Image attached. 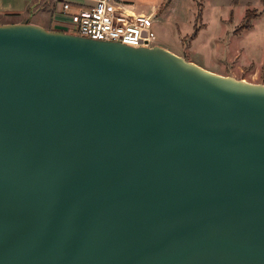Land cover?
Masks as SVG:
<instances>
[{"label": "water", "instance_id": "obj_1", "mask_svg": "<svg viewBox=\"0 0 264 264\" xmlns=\"http://www.w3.org/2000/svg\"><path fill=\"white\" fill-rule=\"evenodd\" d=\"M0 264H264V82L0 23Z\"/></svg>", "mask_w": 264, "mask_h": 264}, {"label": "rangeland", "instance_id": "obj_2", "mask_svg": "<svg viewBox=\"0 0 264 264\" xmlns=\"http://www.w3.org/2000/svg\"><path fill=\"white\" fill-rule=\"evenodd\" d=\"M136 5L151 10L144 0ZM42 10L48 14L42 4L29 20H37ZM247 11L252 16L250 28L242 29ZM154 13L156 44L215 72L264 82V0H163ZM6 19L13 18L0 17V21ZM43 23L53 29L48 20ZM194 25L199 26L196 40L191 36ZM55 27L53 30L64 29Z\"/></svg>", "mask_w": 264, "mask_h": 264}, {"label": "built area", "instance_id": "obj_3", "mask_svg": "<svg viewBox=\"0 0 264 264\" xmlns=\"http://www.w3.org/2000/svg\"><path fill=\"white\" fill-rule=\"evenodd\" d=\"M51 7L65 32L134 47L157 43L155 13L135 11L122 0H53Z\"/></svg>", "mask_w": 264, "mask_h": 264}, {"label": "crops", "instance_id": "obj_4", "mask_svg": "<svg viewBox=\"0 0 264 264\" xmlns=\"http://www.w3.org/2000/svg\"><path fill=\"white\" fill-rule=\"evenodd\" d=\"M124 2L129 3L135 11H142L146 12L145 9L139 8L136 3L140 0H122ZM145 2H148L151 5V10L153 12H156L161 4L163 3V0H144ZM42 4H46V8L48 9V14H45L46 12H42L39 14L37 20H29V17L34 14L37 11H40L42 8ZM50 4H53V0H0V17H10L13 19H6L5 21H0V23L4 22H34L38 23L44 27L47 28V26L43 23L45 21H49L52 28L56 29L55 25L59 26L58 20L55 19L54 11ZM147 13V12H146ZM54 18V19H53ZM196 40V38H193ZM193 60V59H191ZM196 62V61H194Z\"/></svg>", "mask_w": 264, "mask_h": 264}, {"label": "trees", "instance_id": "obj_5", "mask_svg": "<svg viewBox=\"0 0 264 264\" xmlns=\"http://www.w3.org/2000/svg\"><path fill=\"white\" fill-rule=\"evenodd\" d=\"M161 6H162V4H161ZM200 12H201L200 10H197V16H199ZM251 17L252 16H251L250 11H247V14L245 15V21L241 24L240 28H242V29H249L250 28V24H251V22H250ZM195 25H194V28H193V31H192V35H191L193 38L196 35L197 30L199 29L198 28L199 26L196 28Z\"/></svg>", "mask_w": 264, "mask_h": 264}]
</instances>
